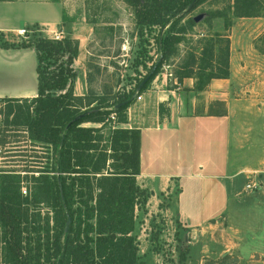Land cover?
I'll use <instances>...</instances> for the list:
<instances>
[{
  "label": "trees",
  "instance_id": "trees-1",
  "mask_svg": "<svg viewBox=\"0 0 264 264\" xmlns=\"http://www.w3.org/2000/svg\"><path fill=\"white\" fill-rule=\"evenodd\" d=\"M124 1L134 10L141 42L146 30L159 27L160 31L167 28V32L154 36L162 50L159 60L133 88L116 95L114 101L90 89L84 96L75 94L78 73L74 63L80 42L70 32L61 38H50L38 28H24L32 35L16 42L6 39L0 31V48L35 49L38 74L37 96L0 98L18 104L30 101L33 106L23 111L9 105L5 122L25 126L31 141L45 143L51 151L45 168L32 177L31 199L21 191L23 179L28 176L23 177L18 170L0 169L3 264H143L133 235L136 207L146 210L151 196L137 183L141 131L119 124L127 122V110L137 94L147 89L180 42L181 32L172 30L205 0H198L192 7L189 6L194 0ZM262 1L234 0L233 14L260 16ZM189 21L195 23L194 19ZM202 40L205 44L200 56L189 54L185 70L177 74L180 82L184 77L196 78L197 90L204 89L213 78H229L231 74L229 37L216 33ZM141 64L138 61L135 66ZM87 81H92L90 69ZM119 103L124 104L115 109ZM112 113H116L115 122ZM86 123L96 126H84ZM42 202L48 208L43 226L35 218L30 220L28 207L29 203ZM68 219L71 221L67 228ZM41 231L45 233L43 237ZM30 232L38 235L32 240L27 237ZM186 252L180 251L184 263ZM228 258L225 255L221 262L226 264Z\"/></svg>",
  "mask_w": 264,
  "mask_h": 264
},
{
  "label": "rangeland",
  "instance_id": "rangeland-1",
  "mask_svg": "<svg viewBox=\"0 0 264 264\" xmlns=\"http://www.w3.org/2000/svg\"><path fill=\"white\" fill-rule=\"evenodd\" d=\"M51 1L61 2L69 15L62 22L66 33L76 32L85 38L86 60L78 62L76 71L83 68L89 72L90 69L92 81L88 83V91L104 94L114 101L116 95L133 88L159 60L162 50L154 36L165 35L167 28L146 30L145 40L141 42L134 10L124 0H45ZM233 5L234 0H205L180 20L172 30L181 32L180 42L157 76L162 78L168 72L175 75L184 71L189 54L200 56L205 44L202 39L216 33L229 37L233 72L231 98H244L245 101L244 105L235 106L233 118L244 123L239 130L246 146L242 151L229 148L231 160L232 157L236 160L232 164L227 162V170L200 164L204 158L199 152L194 159L192 171L197 174L194 178L183 177L172 194L165 197L159 193L160 199L147 202L146 210L137 205L133 235L143 264H223L221 259L225 255L230 257L226 264H264V191H245V185L260 179H254L256 172L251 177V172L245 175L246 178L242 174L231 177H236L234 182L228 178L229 172L232 173L239 163L238 159L244 160V156L245 162H252L255 154L260 158L258 174L264 181V0L261 15L254 17H235ZM2 11L9 14L11 22L25 24L28 29L38 28L46 37L63 36L65 29L61 26L45 25V29L34 24L29 26L44 20L48 13V17L53 16L51 7L45 4L29 2L12 9L0 8ZM189 19H194L195 23L192 25ZM27 35L32 32L19 31L5 35V38L20 42ZM138 61L142 64L137 68ZM36 64V54L30 52L25 69L19 74L6 67H1L0 71L15 79L19 76L20 83L37 92ZM9 80L5 81L6 88L13 87L8 84L14 80ZM11 104L23 111L33 108L30 101L19 104L7 99L0 101V169H14L23 177L28 176L23 179L22 186L26 187V195L31 199L32 177H37L45 168L51 151L45 143L31 141L25 126L6 124L5 117ZM178 194L181 196L179 206L190 221H198L200 225L182 220L176 203ZM28 207L30 220L35 218L36 223L43 226L48 211L45 202L29 203ZM40 234L45 235L43 231ZM37 235L30 232L27 237L33 240ZM180 251H187L185 263L180 260ZM1 253L0 249V264H3Z\"/></svg>",
  "mask_w": 264,
  "mask_h": 264
},
{
  "label": "crops",
  "instance_id": "crops-1",
  "mask_svg": "<svg viewBox=\"0 0 264 264\" xmlns=\"http://www.w3.org/2000/svg\"><path fill=\"white\" fill-rule=\"evenodd\" d=\"M29 2L42 3L47 7H51L53 15L48 17V13L44 20L34 22L29 26L38 24L43 29H45V25L61 26L65 29L62 22H64V16L68 13L61 2L58 1L0 0V8L12 9ZM4 11L9 12L10 10ZM25 27V24L11 22L9 14H4L3 11L0 12V31L4 32L6 36L14 35ZM62 33L63 36L61 37L69 34L66 33V29ZM71 36L77 38L80 42L79 55L74 63L76 69L78 62L84 63L83 61L86 60V43L84 36L76 34V32L71 33ZM30 52H35V49L0 48V69L6 67L11 72L18 71L17 74H19L21 69H25ZM82 69L78 72L75 84V94L79 96H84L88 91V72L86 69ZM230 71L229 78H213L202 90L195 88L197 80L194 77H184L180 82L177 74L165 73L162 78L157 76L147 89L141 92L142 99L137 100L135 98L133 104L128 108L126 127L141 131V172L137 176V183L142 188L150 191L149 204L160 199L159 193L164 194L165 197L172 194L176 183L180 182L179 180L183 177L192 179L197 175L192 170L195 165L194 159L199 152L204 158V162L200 164L223 167L224 170L225 168L227 170V166L236 160L235 157H232L231 160L229 148L234 147L238 151L244 150L246 144L243 143L242 132L239 130L243 122L241 123L240 120L233 118V109L235 106L244 105L245 101L244 98H231V84L233 81L231 66ZM36 76L38 77L37 71ZM1 79L3 82H0V98H32L37 96L35 90L29 89L25 87V84L19 82V76L15 79L12 75L6 76L0 71V81ZM7 79H10L9 82L14 80L8 84L13 87L6 88L5 81ZM227 151H229V154H227ZM239 156L238 153L237 159ZM242 157L246 161L247 158ZM1 159L0 154V163ZM238 160L239 163L235 166L233 172H229L230 182H234L236 178L231 177L238 174L245 176L250 172L249 177L256 172L254 179H260L256 180L258 182L263 181L261 179L262 175L258 174L261 162H259L260 158L257 155H253L252 162ZM212 176H215V174H212ZM261 190L264 191V189ZM180 197V194H178L176 203L182 220L200 225L198 221H190L184 213L181 206H179Z\"/></svg>",
  "mask_w": 264,
  "mask_h": 264
},
{
  "label": "built area",
  "instance_id": "built-area-1",
  "mask_svg": "<svg viewBox=\"0 0 264 264\" xmlns=\"http://www.w3.org/2000/svg\"><path fill=\"white\" fill-rule=\"evenodd\" d=\"M20 32H26L25 29H22L20 30ZM57 38H61V36L57 37ZM137 100H141L142 99V95L141 94H137L136 96ZM111 119L115 122L116 121V113H112L111 114ZM120 127H123V128H128L126 127V123H122V124H119ZM261 189H264V182L263 181H256V182H250L246 185V191H259ZM22 193L24 195H26L28 193L26 187H22Z\"/></svg>",
  "mask_w": 264,
  "mask_h": 264
},
{
  "label": "water",
  "instance_id": "water-1",
  "mask_svg": "<svg viewBox=\"0 0 264 264\" xmlns=\"http://www.w3.org/2000/svg\"><path fill=\"white\" fill-rule=\"evenodd\" d=\"M197 1H198V0H194V1L190 4L189 7H192L193 4H194L195 2H197ZM148 79H149V77H147V78L143 81V83L137 87V91H139V90L141 89V87L143 86V84H144ZM122 104H124V103H119V104H117L116 107H115V109H118ZM70 221H71V220L68 219V221H67V228H68V226H69V224H70Z\"/></svg>",
  "mask_w": 264,
  "mask_h": 264
}]
</instances>
